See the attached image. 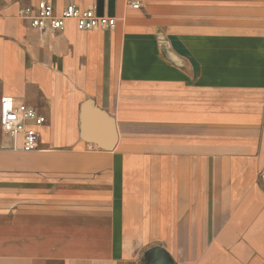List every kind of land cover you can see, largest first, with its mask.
I'll list each match as a JSON object with an SVG mask.
<instances>
[{"label": "crops", "instance_id": "obj_1", "mask_svg": "<svg viewBox=\"0 0 264 264\" xmlns=\"http://www.w3.org/2000/svg\"><path fill=\"white\" fill-rule=\"evenodd\" d=\"M68 4L112 29L41 32ZM0 0V264H264V0Z\"/></svg>", "mask_w": 264, "mask_h": 264}, {"label": "built area", "instance_id": "obj_2", "mask_svg": "<svg viewBox=\"0 0 264 264\" xmlns=\"http://www.w3.org/2000/svg\"><path fill=\"white\" fill-rule=\"evenodd\" d=\"M129 5L133 9L143 7L142 0H129ZM23 14L29 16L31 26L41 32H61L70 21H74L80 31L108 30L117 23L114 17L98 15L94 10L82 9L75 4H68L57 14L51 4L44 3L37 12L33 13L31 8H26ZM0 124L2 133L14 141L15 147L19 145L26 152L39 149V130L45 121L34 108L11 97L3 98Z\"/></svg>", "mask_w": 264, "mask_h": 264}]
</instances>
